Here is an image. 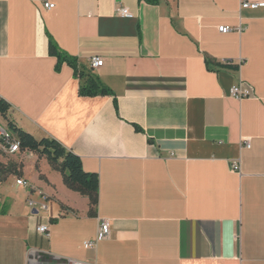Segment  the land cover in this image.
<instances>
[{
  "label": "crops",
  "instance_id": "obj_1",
  "mask_svg": "<svg viewBox=\"0 0 264 264\" xmlns=\"http://www.w3.org/2000/svg\"><path fill=\"white\" fill-rule=\"evenodd\" d=\"M241 3L0 0L9 120L100 181L93 213L46 159L17 154L21 176L0 177V264H264V8ZM77 69L111 94L82 96ZM240 82L251 98L231 96ZM103 220L110 236L85 249Z\"/></svg>",
  "mask_w": 264,
  "mask_h": 264
},
{
  "label": "trees",
  "instance_id": "obj_2",
  "mask_svg": "<svg viewBox=\"0 0 264 264\" xmlns=\"http://www.w3.org/2000/svg\"><path fill=\"white\" fill-rule=\"evenodd\" d=\"M147 1L152 2V0ZM50 52L52 55H59L58 50L53 43L50 44ZM61 58L75 66L73 60L59 56V59ZM77 71L79 72L80 79L84 80L80 87V94L82 96L95 97L111 94V92L97 78L79 69H77ZM10 109V104L0 97V115L7 122L5 126H1L4 129H8V131L18 138L20 142V152H31L40 158L46 159L53 170L62 174L64 183L70 190L89 198L91 212L94 213L99 198V176L97 174H89L85 172L82 160L57 140L53 138L37 140L27 132L18 129L8 118ZM137 130L139 131L138 128ZM21 174V167L16 163H9L7 165L0 164L1 179L10 175L21 176Z\"/></svg>",
  "mask_w": 264,
  "mask_h": 264
},
{
  "label": "built area",
  "instance_id": "obj_3",
  "mask_svg": "<svg viewBox=\"0 0 264 264\" xmlns=\"http://www.w3.org/2000/svg\"><path fill=\"white\" fill-rule=\"evenodd\" d=\"M241 4H242V8L245 9L264 8V2H250L247 0H242ZM45 7L47 9H52L54 8V5L50 3H45ZM119 13L120 15L125 17L131 16L129 11L125 8L119 9ZM230 31H231L230 28L227 27L220 28V32L225 34ZM231 64H232L231 62H224V65H231ZM91 65L92 68L94 69L101 68L104 65V61L99 58H95L91 61ZM252 95H253L252 89L249 86H247L244 82H240L237 86H234L231 90V96L239 101H243L248 98H251ZM245 145L247 148H250V143L248 141L246 142ZM0 150H3L11 155L20 153V142L18 138L13 133L8 131V129H2V127H0ZM232 170L233 172L240 173L241 171L240 165L238 163H234L232 165ZM17 184L19 186L29 187L28 183L23 180H18ZM38 231L41 234L47 235L49 232V228L48 226H42L38 229ZM109 236H110V224L107 220H103L100 223L96 239L91 242H86L84 244V247L87 250L95 249L100 242L106 240ZM66 264H92V263L68 260Z\"/></svg>",
  "mask_w": 264,
  "mask_h": 264
},
{
  "label": "rangeland",
  "instance_id": "obj_4",
  "mask_svg": "<svg viewBox=\"0 0 264 264\" xmlns=\"http://www.w3.org/2000/svg\"><path fill=\"white\" fill-rule=\"evenodd\" d=\"M3 125H6V124L4 123ZM18 154H19V153H18ZM0 155L3 156V158H4L5 160H8L9 163H11V162H17V163H18L17 158L21 156V155H19V156H17V158H15V156H16L17 154H15V155H11V154L6 153V152L3 151V150H0ZM19 159H20V158H19ZM9 163H8V164H9Z\"/></svg>",
  "mask_w": 264,
  "mask_h": 264
},
{
  "label": "bare ground",
  "instance_id": "obj_5",
  "mask_svg": "<svg viewBox=\"0 0 264 264\" xmlns=\"http://www.w3.org/2000/svg\"><path fill=\"white\" fill-rule=\"evenodd\" d=\"M0 127H2V126L0 125ZM2 129H4V128L2 127Z\"/></svg>",
  "mask_w": 264,
  "mask_h": 264
}]
</instances>
